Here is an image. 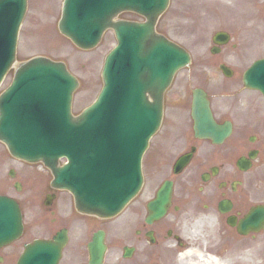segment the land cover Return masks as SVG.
I'll return each mask as SVG.
<instances>
[{
  "label": "water",
  "instance_id": "95a60500",
  "mask_svg": "<svg viewBox=\"0 0 264 264\" xmlns=\"http://www.w3.org/2000/svg\"><path fill=\"white\" fill-rule=\"evenodd\" d=\"M114 1L65 0L62 19L59 23V30L83 49L94 47L101 33L106 28L112 27L116 32L119 46L109 56L103 75V90L98 101L91 108L84 111L80 117L73 119L69 111L72 92L76 88L75 80L65 73L62 66L51 64V62H45L41 59H35L16 71L13 88L6 95V97L9 96L15 89L21 92L20 94H26L18 99L31 96V101L19 104L7 102L5 95L0 100V117H2V108L11 112L13 108L17 107L34 118L36 115H40L43 118L56 116L59 122L63 123L59 128L54 124L48 131L49 134L57 132L67 140H70L69 146L64 150L71 147V151L58 153L67 155L70 163L55 172L56 180L74 178L79 174L82 181L77 183V195L73 192L76 206L82 212L95 214L99 217L116 215L136 194L140 186L139 163L136 153H139L143 148L147 136L153 131V125H158L159 113L156 108L152 106L149 108L151 112L149 120L152 124L143 115L136 114L134 111L131 115L130 113L126 114L127 110L118 117L112 116L113 125L109 128V132L101 130V139L96 138L97 134L93 130L99 132L100 125L102 127L104 123L103 121L95 123L93 116L107 106L111 96L117 90L123 88L124 82L125 84H135L141 87L143 90H140L139 93L148 92L151 96L162 93L168 85V78L175 67L180 64L179 59H182L183 62L187 60L186 55L181 50L175 49L178 51H175L178 55L177 57L173 49L166 46L163 40L152 36L154 22L164 10L167 0H146L141 2H139L140 0H132L117 4H114ZM24 3V0H0V12L17 14L14 22L17 25L22 17ZM122 10L139 12L146 17L148 23L138 27L112 25L111 19ZM4 38L8 41L6 43L8 47L2 51V54L8 58L7 60L0 58V79L3 72L14 61L15 41L10 39L9 35H4ZM158 57L160 59L166 58L165 63L162 64L161 62L158 66ZM173 62L174 64H172ZM143 66L146 68H157L159 72L148 74V72L134 69L130 76L125 77L130 68H143ZM138 74H142V77L139 78ZM52 84L56 86H51ZM245 84L264 93V61L257 62L247 72ZM56 91L62 98L61 105H57V101L54 99ZM125 91L129 93L131 88L127 87ZM141 100V107L146 110L150 104L143 97ZM42 107H46L45 109L47 110L45 112L48 111V114L36 112ZM118 111L120 110L118 109ZM1 120L2 118H0V139L8 142L10 151L18 156L19 153L16 151L15 144L17 141L14 140L13 136L18 137L19 133L4 130ZM124 124L128 125L125 126ZM121 130L123 133L120 134ZM7 134L10 137L11 145L4 137ZM40 137L41 143L38 147L49 150L50 147L48 145L47 147L43 146V141L51 140L50 137L47 140L45 136ZM102 142L109 143V146H111L103 150H107L105 152L107 153L105 161L107 168H110L107 174L102 172L99 159H97L102 158L101 150L97 147V144ZM79 144L82 145L79 146ZM118 147L122 148L123 151L121 153L116 152ZM38 155H42V153L39 152ZM40 157L43 156H38L37 159L49 164L46 162L47 159L45 157L43 159ZM95 157L96 160H93ZM30 159L34 160V158ZM51 166H54V162L51 163ZM116 170L117 172H114ZM119 171H123V174H120ZM87 173H94L95 176H89ZM57 181L56 183H58ZM165 191H169L167 185L162 189V192L158 193L156 201L149 206L152 218L156 219L157 216L161 215L162 207L166 202L165 197L168 194ZM9 235L8 231L0 227V239ZM41 250L44 252L47 249ZM92 251L93 257L99 259L102 253L99 241L96 242V246ZM51 258V252L43 253L39 256L38 264H48ZM21 264L29 263L24 260Z\"/></svg>",
  "mask_w": 264,
  "mask_h": 264
},
{
  "label": "flooded vegetation",
  "instance_id": "af4514ba",
  "mask_svg": "<svg viewBox=\"0 0 264 264\" xmlns=\"http://www.w3.org/2000/svg\"><path fill=\"white\" fill-rule=\"evenodd\" d=\"M232 88L224 87L226 92ZM213 115L218 125L230 128L228 138L214 144L192 136L176 156L192 152L187 168L173 177L172 205L176 213L188 216L185 222L194 235L186 236L180 228L173 232L174 227L167 229L161 220V242L151 246L160 251H145L146 259L138 264H149L160 253L161 264H177L175 258L187 256L195 264H264V108L235 95ZM162 150L161 145V154ZM35 166L11 158L0 145V195L13 198L22 215L21 234L0 248V264H16L25 246L37 239L50 240L65 228L54 217L65 196L50 187L46 171L39 177ZM256 208L258 218L247 221V214ZM239 227L247 234H241ZM75 240L68 237L65 249L71 245L78 255L85 245L83 237Z\"/></svg>",
  "mask_w": 264,
  "mask_h": 264
},
{
  "label": "rangeland",
  "instance_id": "374dc122",
  "mask_svg": "<svg viewBox=\"0 0 264 264\" xmlns=\"http://www.w3.org/2000/svg\"><path fill=\"white\" fill-rule=\"evenodd\" d=\"M41 1L43 6H51L53 0ZM237 4H240L238 8ZM204 5L207 7L212 5V7L208 10L198 9V6ZM170 7L161 18L157 29L171 40L187 48L194 60L188 71H183L178 75L179 78L172 87L173 94L186 98L188 89L200 85L197 78L201 73L207 75L211 72V76L216 75L214 70L211 71L210 68L202 65L203 62L213 59L209 54L210 36L216 30L227 29L231 32L232 43L236 44V50L228 47L218 58L231 63L234 67L243 70L256 57L264 56L263 0H251V2L246 0L244 3L243 0H172ZM55 9L44 13V19L39 20L38 10L34 8V5L29 6L27 17L24 19L20 32V48L17 52V60L22 61L33 55H41L66 62L69 71H73V74L80 81V86L74 96V112H77L83 105L92 101L93 95L99 88V66L112 41L111 39L106 40L103 46L91 53L78 51L58 34L56 30L58 18ZM222 9L224 15L219 14ZM193 10H198L199 13L195 16ZM33 27L32 41H30L28 36L31 34ZM36 35L37 41H34ZM257 36L261 38L254 40ZM253 40L255 46L260 45L258 48H253ZM254 49H256L255 52ZM170 108L174 109L173 106ZM180 108L182 123L179 126V131L189 133L188 108L185 104ZM175 139H178V137L176 136ZM160 146L161 130L153 139L151 153L149 158H146L144 186L141 193L119 218L113 221L101 222V229L107 235L109 247L104 264H112L116 258L115 241L123 240L126 242L129 240L130 236H127L128 233L123 230L126 221H129L126 223L128 226L132 222V225L136 222L139 225L146 212V202L153 197L161 184ZM86 226L90 227L88 224ZM109 237L112 240L111 244L109 243Z\"/></svg>",
  "mask_w": 264,
  "mask_h": 264
}]
</instances>
